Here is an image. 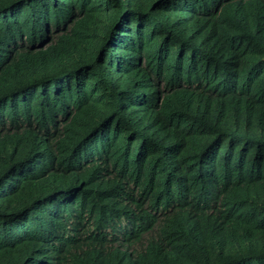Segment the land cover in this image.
Returning <instances> with one entry per match:
<instances>
[{"label":"trees","instance_id":"obj_1","mask_svg":"<svg viewBox=\"0 0 264 264\" xmlns=\"http://www.w3.org/2000/svg\"><path fill=\"white\" fill-rule=\"evenodd\" d=\"M0 264H264V0H0Z\"/></svg>","mask_w":264,"mask_h":264}]
</instances>
